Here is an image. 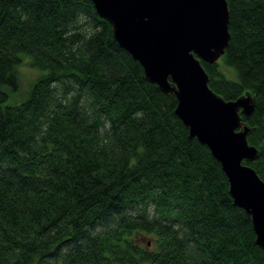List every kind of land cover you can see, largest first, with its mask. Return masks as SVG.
<instances>
[{"label":"trees","instance_id":"trees-1","mask_svg":"<svg viewBox=\"0 0 264 264\" xmlns=\"http://www.w3.org/2000/svg\"><path fill=\"white\" fill-rule=\"evenodd\" d=\"M230 39L201 61L224 99L256 98L264 181V0H227ZM23 55L42 71L18 92ZM175 100L89 0H0V264H264L250 217Z\"/></svg>","mask_w":264,"mask_h":264},{"label":"water","instance_id":"water-1","mask_svg":"<svg viewBox=\"0 0 264 264\" xmlns=\"http://www.w3.org/2000/svg\"><path fill=\"white\" fill-rule=\"evenodd\" d=\"M111 25L113 39L143 69L147 81L175 100L174 113L219 162L233 204L250 217L264 251V181L243 163L254 161L251 127L256 98L224 99L209 85L201 61L212 64L230 39L227 0H89Z\"/></svg>","mask_w":264,"mask_h":264},{"label":"rangeland","instance_id":"rangeland-1","mask_svg":"<svg viewBox=\"0 0 264 264\" xmlns=\"http://www.w3.org/2000/svg\"><path fill=\"white\" fill-rule=\"evenodd\" d=\"M22 57L23 59L21 65L18 67V73L20 77L18 92L10 96L8 103H17L21 101L24 98L23 94L30 81H32L33 78H36L42 73V71L36 70L29 65V62L27 60L29 56L23 55Z\"/></svg>","mask_w":264,"mask_h":264}]
</instances>
